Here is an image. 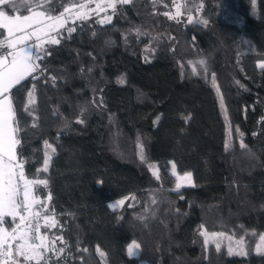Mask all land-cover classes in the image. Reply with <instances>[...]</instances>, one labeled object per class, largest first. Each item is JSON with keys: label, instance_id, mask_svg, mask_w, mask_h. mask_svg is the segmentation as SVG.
I'll use <instances>...</instances> for the list:
<instances>
[{"label": "trees", "instance_id": "obj_1", "mask_svg": "<svg viewBox=\"0 0 264 264\" xmlns=\"http://www.w3.org/2000/svg\"><path fill=\"white\" fill-rule=\"evenodd\" d=\"M81 1L28 0L51 16ZM174 2L130 0L110 23L68 22L59 45H43V78L8 93L17 161L47 181L33 193L58 216L39 264H103L102 254L107 264H264V0H183L177 15ZM32 8L0 5L10 16ZM170 161L193 186L175 189ZM201 232L243 237L248 255Z\"/></svg>", "mask_w": 264, "mask_h": 264}, {"label": "snow or ice", "instance_id": "obj_2", "mask_svg": "<svg viewBox=\"0 0 264 264\" xmlns=\"http://www.w3.org/2000/svg\"><path fill=\"white\" fill-rule=\"evenodd\" d=\"M24 9H30L31 7H40L37 4H30L28 0H20ZM130 0H115L110 2L108 7L116 11L117 3L128 4ZM0 5L10 6L13 10L17 9V0H0ZM84 5H81L83 8ZM100 7L99 5L97 6ZM67 12L68 9H65ZM76 17L82 22L88 19L87 13L78 12ZM45 22L43 12H33L27 16H10L6 11L0 10V28L6 29L8 32L7 37L0 40V51L7 48L6 52L0 55V224L6 223V216H11L13 219L19 215L20 221H28L23 227L17 225L12 232H8L6 229L0 228V259L3 260V264H20L19 257L24 258V264H29L30 261L44 260V254L41 251H47L46 238L39 236L40 223L38 212H34L33 205L38 204L39 201L32 195L34 184H46L47 181H32L27 180L24 175V161L21 159L17 161L16 148L21 145L20 139L17 138L20 131L18 122L16 120L15 111L12 106V99L8 93L15 86H23L21 84L27 77H31L33 81L43 78L42 74L45 69L40 67L37 61L43 59V55H47L46 49L43 47L45 41L42 39L49 31H57V35H60L58 29L63 28L66 21L63 19V14L60 17H47ZM111 16H106L100 20V24L110 23ZM191 21V17H189ZM206 23V22H205ZM35 26V27H34ZM76 29L75 27L68 29L69 36ZM0 35H3L0 32ZM35 37L37 43L30 44L29 41ZM63 38V37H61ZM49 45H59L61 39L56 37H50L47 41ZM203 64V61H201ZM84 71L83 69L81 70ZM91 71V69H88ZM41 73V75H34L35 73ZM55 80V77H52ZM36 84L33 83V87L28 92L29 103H32V97L34 95ZM27 111V107L25 109ZM83 123V121H80ZM47 147L52 146L45 141ZM241 147H245L241 144ZM55 152V149H52ZM51 157L46 155L44 160L43 171L48 170V164ZM143 160L144 157L142 156ZM175 169V165H173ZM181 180L191 181V173H185ZM180 184H177V188ZM124 200H118L115 204L110 205L115 208L119 205H123ZM21 212L27 215H20ZM35 220L33 225L31 222ZM54 226V222H49V218L45 217V227ZM243 227V226H241ZM205 237V244L207 245L212 237L217 235H223V233H212L211 237L207 232H201ZM254 234V233H253ZM40 240V244L30 243L32 240ZM231 239V238H229ZM261 241H264V235L260 237ZM10 241H18L15 247V257L13 256L12 245ZM236 247L231 245L228 247V255L247 256L248 252L245 249L244 238L235 241ZM217 251L220 250L221 245L217 243L215 245ZM140 248V245L133 241L128 246V254L134 255L135 251ZM63 252L64 250L61 249ZM257 254H264V248L260 246L256 249Z\"/></svg>", "mask_w": 264, "mask_h": 264}, {"label": "rangeland", "instance_id": "obj_3", "mask_svg": "<svg viewBox=\"0 0 264 264\" xmlns=\"http://www.w3.org/2000/svg\"><path fill=\"white\" fill-rule=\"evenodd\" d=\"M110 2H115V0H83L80 3H78V4H69L66 7V9H68L67 12L64 10L62 13H60L59 15H56V16L48 15L45 12H43V10L40 9L39 7L38 8L37 7H34V8H32L25 15L16 14V15H14L12 17H15V16H21V17H23V16L31 15L33 12H43L44 13L45 22H47V19H46L47 17H49V16H51V17H60L61 14H63V19L66 21V23H65V25H66L68 22H73L75 20H80V19H78L76 17V13H78V12H84V13H87L88 17H90V16H97V18L99 20H102L106 16H112L113 10L108 7V4ZM81 5H84V7L81 8ZM98 5L100 6L99 8L97 7ZM174 8H175V15H177V13H180L181 14L183 12V0H175V2H174ZM60 29H58V31ZM3 31L4 32H3V35H2V37H1L0 40H3L8 35V32H7L6 29H3ZM56 36H57V31H49L46 36H43L42 37V39L46 43V41L50 37H56ZM29 43H31V44L37 43L35 37H33L29 41ZM6 50H7V48L3 49L2 51H6ZM258 64H259L260 67H264V60L263 61H259ZM191 65H192L194 71L196 72L195 66L193 64H191ZM191 122H192V118L191 117H188L187 118V123L188 124H191ZM173 165H175V163L173 161H171L170 162V172L175 177V180H176L175 181V189L176 190H180L183 187L193 186L194 185V179H193L192 173L191 172L180 173V172L177 171L176 165H175V169H173ZM151 170L154 173V175H158L159 170H158V168H157V166L155 164H153L151 166ZM185 173H191V181H192L191 184L188 183L187 180H181L180 179L181 177H184ZM27 180H29V179H27ZM178 183L180 184V187L179 188H177V184ZM32 194L36 197V195L33 192H32ZM118 200H124V203H125L126 200H127V198H120V199L112 200L111 202H109V207L112 210H119L123 206V205H119V206H117L115 208H113V207L110 206V205L115 204ZM42 205H43V208H41L40 210H38V213H49V212L46 211V207H45V204H43V201H42ZM54 228L47 229V230L49 231V230H52ZM217 234H219V233H217ZM209 235L211 237V234H209ZM41 236H43V237L46 238V243H47V249L48 250L47 251H44L43 249H41V251L44 254V258H45L46 257V254L52 249V247L54 245V242H53V239L51 238V236L48 234V232L42 233ZM229 238H231V239H229ZM212 239H218L219 242H224V244L226 245L227 249H228V247L230 245L232 247H236L235 241L240 240V238H236L235 236H232L231 234H225V233L222 236L221 235H217L215 237H212ZM16 242H18V241H16ZM34 244H40V240H38V242H36ZM244 245H245V243H244ZM258 246H260L261 248H263L264 247V241H261V239H260V241L257 244V247ZM135 253H136V251H135ZM19 261H20V264H24V258L23 257H19ZM34 261H36V260H34ZM102 263L103 264H107V261L105 259V255L104 254H102Z\"/></svg>", "mask_w": 264, "mask_h": 264}, {"label": "built area", "instance_id": "obj_4", "mask_svg": "<svg viewBox=\"0 0 264 264\" xmlns=\"http://www.w3.org/2000/svg\"><path fill=\"white\" fill-rule=\"evenodd\" d=\"M39 214H40V217H39V223H40L41 227H40V231H39V234H38V235L41 236L42 233H43V230H45V229H51V228L56 227V225H57V220H58V216H57V214H55V213H39ZM21 215H24V214H21ZM45 217H48V218H49V222H50V223H51V222H54V226H51V227H45ZM5 220H6L7 222H8V221L10 222L9 224H7V222L4 223L5 229H6L9 233L12 232V230H13L14 228H16L17 225H21V227H23L25 224L28 223V221H24L23 224H22V222L20 221L19 216H18L17 218H15V219L10 218V220H7V219H5ZM31 223L34 225V224L36 223V221L33 220ZM38 240H39V239H37V240H32V241H30V243H36V242H38ZM11 242H12V241H10V243H11ZM0 264H3V260H2V259H0Z\"/></svg>", "mask_w": 264, "mask_h": 264}, {"label": "crops", "instance_id": "obj_5", "mask_svg": "<svg viewBox=\"0 0 264 264\" xmlns=\"http://www.w3.org/2000/svg\"><path fill=\"white\" fill-rule=\"evenodd\" d=\"M31 44V43H30ZM9 49H7L6 51H8ZM6 51H0V55H2L3 54V52H6ZM171 162V161H170ZM33 195V194H32ZM34 196V195H33ZM35 197V196H34ZM36 198V200H38L39 201V203L38 204H35V205H33V211L34 212H38V210H40L41 208H43V205H42V200L40 199V198H38V197H35ZM21 214H24V215H27L26 213H24V212H21L20 213V215ZM19 215H17L15 218H17ZM6 217H10V218H13V217H11V216H6ZM0 228H3V229H5V226H4V223L3 224H0ZM16 244H17V242L16 241H12L11 242V245H12V250H13V256H15V247H16Z\"/></svg>", "mask_w": 264, "mask_h": 264}]
</instances>
